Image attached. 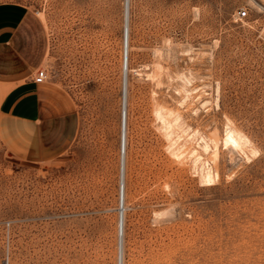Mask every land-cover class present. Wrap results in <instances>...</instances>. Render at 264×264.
<instances>
[{
    "label": "rangeland",
    "instance_id": "rangeland-1",
    "mask_svg": "<svg viewBox=\"0 0 264 264\" xmlns=\"http://www.w3.org/2000/svg\"><path fill=\"white\" fill-rule=\"evenodd\" d=\"M0 3L41 19L40 68L78 118L48 163L0 143V264H119L123 170L122 264H264V0Z\"/></svg>",
    "mask_w": 264,
    "mask_h": 264
},
{
    "label": "crops",
    "instance_id": "crops-1",
    "mask_svg": "<svg viewBox=\"0 0 264 264\" xmlns=\"http://www.w3.org/2000/svg\"><path fill=\"white\" fill-rule=\"evenodd\" d=\"M46 52L38 15L23 5L0 3V143L24 163L61 157L78 132L68 95L55 83L33 82Z\"/></svg>",
    "mask_w": 264,
    "mask_h": 264
},
{
    "label": "bare ground",
    "instance_id": "bare-ground-1",
    "mask_svg": "<svg viewBox=\"0 0 264 264\" xmlns=\"http://www.w3.org/2000/svg\"><path fill=\"white\" fill-rule=\"evenodd\" d=\"M159 68V67H158ZM157 69V68H156ZM155 74V73H154ZM156 75V74H155ZM154 76V75H153ZM152 78V77H151ZM187 92V91H186ZM123 120L125 121V116H126V97L123 99ZM160 107V106H159ZM157 108V107H156ZM155 108V109H156ZM178 112V111H177ZM155 114V113H154ZM156 116V118L157 119H160V121H161V123H162V126H163V128H164V135H165V137H167L168 139L172 136V134L174 133V130L176 129V125H178V120H179V117H180V115H179V113H174L172 110H168V109H166V108H157L156 109V114H155ZM183 118V117H182ZM158 121V120H157ZM181 122V121H180ZM160 123V124H161ZM229 123V122H228ZM180 124V123H179ZM180 126V125H179ZM228 127V126H227ZM227 127H224V128H227ZM231 127V126H230ZM227 132V133H226ZM225 132V136H224V139H223V143H224V145H228L229 147H231V148H234L235 150L237 149V148H240V146H241V144H244V142H245V139H244V137L242 136V135H240V133L237 131V129H235V128H233V126H232V128H229L228 129V131H226ZM173 137H175V136H173ZM203 138V137H202ZM173 139V138H172ZM206 139V138H205ZM126 123L124 122L123 123V130H122V147H123V151H124V149H125V145H126ZM174 141H175V139H173ZM169 141V140H168ZM205 141V140H204ZM170 143H171V141H170ZM206 143V142H205ZM207 144V143H206ZM170 145V144H169ZM204 145V144H203ZM209 145V144H208ZM249 145V144H248ZM252 145V144H251ZM175 146V145H174ZM177 146V145H176ZM225 146V147H226ZM247 146V145H246ZM212 147H215L216 149H217V145H214V146H212ZM168 148V147H167ZM167 148H166V150H167ZM178 148V147H177ZM182 148V147H181ZM207 148L208 149H210V146L208 147L207 146ZM227 148V147H226ZM243 148V147H242ZM247 148V147H246ZM175 148L173 147V150H174ZM216 149H215V151L213 152L214 153V156H215V159L217 160V151H216ZM219 149V148H218ZM217 149V150H218ZM171 150H172V148H171ZM177 151H178V149H176ZM185 150V149H184ZM242 150H244V149H242ZM181 151V150H180ZM204 151V150H203ZM168 152V151H167ZM170 152V151H169ZM168 152V153H169ZM176 152V151H175ZM174 152V153H175ZM219 152V151H218ZM238 152V151H237ZM240 152H242V151H240ZM173 153V154H174ZM212 152H211V154H213ZM170 155V154H169ZM183 156V155H182ZM217 157V158H216ZM181 158V157H180ZM197 158V157H196ZM200 158H201V156H200ZM175 159V158H174ZM182 159H183V157H182ZM177 160V159H176ZM213 163V162H212ZM218 163V162H217ZM210 164V163H209ZM209 166V165H208ZM210 167V166H209ZM209 167H208V169H209ZM213 167H214V164H213ZM213 167H211L207 172H206V178L209 180V181H211V179L213 178V177H215V178H217V176H220V175H218L217 173V171L215 170L214 172H212V168ZM206 168V167H205ZM122 169H123V167H122ZM205 171H206V169H204ZM200 172H202L201 170H200ZM201 174V173H200ZM202 176V175H201ZM203 179V178H202ZM205 179V178H204ZM219 179V178H218ZM218 179H217V181H218ZM214 180V179H213ZM202 183H203V181H201ZM205 182V181H204ZM214 182H216V180H214ZM213 184V183H212ZM124 189H125V180H124V170L122 171V174H121V181H120V211H121V229L119 230V234H120V236H119V239H120V242H119V264H122V261H123V224H124V210H125V208H124V200H125V196H124Z\"/></svg>",
    "mask_w": 264,
    "mask_h": 264
},
{
    "label": "built area",
    "instance_id": "built-area-1",
    "mask_svg": "<svg viewBox=\"0 0 264 264\" xmlns=\"http://www.w3.org/2000/svg\"><path fill=\"white\" fill-rule=\"evenodd\" d=\"M239 17L243 18L246 15V12L244 10L239 12ZM48 80V73L46 71V69L44 68H38L35 72L34 78H33V82L36 84H42L47 82Z\"/></svg>",
    "mask_w": 264,
    "mask_h": 264
},
{
    "label": "water",
    "instance_id": "water-1",
    "mask_svg": "<svg viewBox=\"0 0 264 264\" xmlns=\"http://www.w3.org/2000/svg\"><path fill=\"white\" fill-rule=\"evenodd\" d=\"M121 229V218H120V222H119V230Z\"/></svg>",
    "mask_w": 264,
    "mask_h": 264
}]
</instances>
